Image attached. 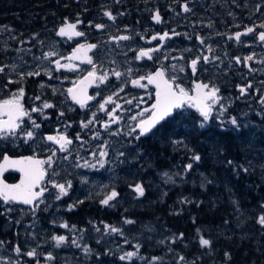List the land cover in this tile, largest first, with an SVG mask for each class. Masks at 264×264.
<instances>
[{
    "label": "rangeland",
    "instance_id": "1",
    "mask_svg": "<svg viewBox=\"0 0 264 264\" xmlns=\"http://www.w3.org/2000/svg\"><path fill=\"white\" fill-rule=\"evenodd\" d=\"M76 6L79 8L83 4V0H73ZM169 15L164 17V21L161 24L162 29H167L168 31H175L181 33L180 40V51L179 42H174L171 48H165L156 57L160 59H172V53L175 56L182 54L183 52H192L195 58H201L205 52L210 54L209 59L215 60L216 51L223 38L218 37L217 30L210 24L202 23L201 13L203 10V5L207 3V0H186L187 6L190 9L185 16H181L179 4L181 1L178 0H168ZM78 2V3H77ZM141 1H136L135 5L138 4L137 10L140 13H144L138 20V23L131 29L124 27L112 29L107 25V29L114 31L116 33L115 37L121 35H127L130 37L127 41L115 40L111 41L109 36L100 35L97 39L98 51L95 54L93 63L86 66V70L93 71L95 67L96 76H100L107 73V81L112 78V82L115 80L123 84L126 89H134L135 91H146L145 85L133 86L131 84V79L134 77L136 71L142 69V65L136 63L135 53L138 49L142 48L147 42V38L150 35L153 27L149 23L150 15L144 11L146 10L145 4L140 3ZM160 0L152 5L150 11L157 12L160 16L162 15V9L159 5ZM209 13L213 16L216 12L214 8H209ZM84 15V12L79 11L78 17L80 18ZM152 16L150 17V19ZM211 18L210 16L208 17ZM61 23L50 26L52 29H56ZM52 30L53 32L55 30ZM154 30V29H153ZM203 30L205 32H203ZM87 31L93 33V28ZM98 31V30H97ZM44 39L38 36L24 37V39L16 38L15 34L5 30L0 29V44H3V48L6 50H11L12 54L4 60V63L0 67L4 68L3 72H0V102L5 99H10L14 94H18L19 90L23 88L24 95L20 97V103L24 110L28 113L20 121V129H17L16 136H3L0 134V158L1 155L6 150L9 153H26L31 154L47 161L49 157L52 158V166L49 167L47 163L43 165V168L47 172L48 180V194L42 200V202L37 203L39 209L43 207L46 208L45 214L47 217H53L56 215L57 229L63 232L61 236H65V241L57 246L56 242L52 239L53 236H59L56 234L55 226H51V238L48 243H52L49 252H47L42 258H46L51 255L53 262L55 257L53 256L54 251H59L63 259L62 264H94L93 261L98 259V249L92 246L100 245L105 253V264H115L116 261L125 264H132L136 262L138 264H155L156 261H148L139 252L140 246L134 239L130 238L122 232V227L119 224H107L105 222H97L91 224L89 227L71 226L66 224L61 215L59 214L60 209L69 211L74 209V202L87 197L89 194H94L96 196H107V188L113 183L118 187L122 181L121 170L124 166H130L138 160L137 153L133 151H128L126 148H135L137 146L136 135L131 132V128L140 121L144 114H138L141 110V104H128L119 115V120L116 125L109 126L104 131L100 129L99 121H97L96 115H90L87 117H82L78 115L77 111L85 112V108H76L72 106L68 100V88L75 85L80 80V73L83 72L84 66L76 67L73 76H63L59 72L54 70L53 60L60 56L66 54L65 43L63 40H59L51 37L45 33V28L42 30ZM96 36V35H94ZM191 37V38H189ZM200 39H197V38ZM184 40H186V46L184 47ZM203 41L201 43L200 41ZM89 43H94L88 41ZM183 42V44H182ZM50 51H54L56 55L45 58L44 54ZM205 56V55H204ZM167 59V60H168ZM217 64H212L213 70L216 73V77L223 78L227 77L226 67L224 63L226 60H219ZM15 65V68H13ZM131 68L132 72L129 74L128 69ZM120 71L123 75L120 79H117L112 73L113 70ZM39 72V75H27L28 72ZM23 74V79L21 75ZM264 76L261 73V78ZM123 80V81H122ZM9 81H12L11 83ZM223 82V81H222ZM104 83H100L97 79L96 84L93 88L97 91L100 87H103ZM261 84H264V80L261 79ZM14 84L13 88L9 85ZM111 88V85H109ZM122 86L117 87V89L108 95L112 97V102L106 103V99L102 102L105 104V108L113 109L117 105L118 97L121 93ZM91 95L97 96L95 92L92 91ZM36 97L40 99L37 100ZM146 94L142 95L140 99H145ZM93 98V97H92ZM228 95L220 97V100L216 104V108L213 107L212 115L209 120L204 123V127H201L202 118L194 126L185 124L189 119H185L182 122L179 120H174L176 129L180 128L187 131L189 127L203 129L210 125H216L220 130L235 129L236 132L246 131L249 134V138L252 141H257L260 138H264L261 134V126L259 124L249 121L246 115L234 114L229 115V102ZM131 101V98H129ZM49 103L52 105L51 108L43 109V111L32 112L31 109L34 107L40 108L43 103ZM223 105L225 111L223 114L220 113V106ZM98 109L97 115L102 114L100 108ZM216 115L214 114V111ZM132 117H136L135 120ZM248 119H247V118ZM232 119L236 120V125L231 123ZM35 121L40 125L39 128H34L32 121ZM89 120L93 123L88 124V127H82V124H87ZM59 131H58V130ZM27 131H33L34 136L27 141L24 138V133ZM50 131L46 134H56V138L64 134H69L68 137L72 140L70 145H66L67 151H60L55 147H52L49 142L45 140V132ZM57 131V132H56ZM117 132V135H112L111 133ZM61 133V134H60ZM99 133L98 138H94L96 134ZM130 133V134H129ZM59 134V135H58ZM58 135V136H57ZM79 136V139H77ZM8 142V143H7ZM258 149L264 150L257 146L253 147V150L248 145L246 148L248 157L243 164L249 168H255L257 161L253 154ZM101 150L107 152L106 156H100ZM55 153V155H53ZM123 153V155H120ZM131 155V157H130ZM67 157V159H65ZM101 160H103V167H101ZM194 160V159H193ZM197 162V160H194ZM259 161L264 164V156L259 158ZM87 162V163H86ZM94 165V166H93ZM247 167H244L246 169ZM173 171V172H172ZM246 171V170H244ZM247 172V171H246ZM165 173L159 174V178L162 181H166L167 177L164 176ZM172 179L175 181L180 177L178 170H171L168 173ZM176 177V178H175ZM67 181H71V187L67 188V194L57 199L59 195L58 190L52 186L53 182L58 184H65ZM262 185H264V180H259ZM258 183V182H257ZM261 184H258L261 187ZM138 195V194H137ZM144 195V194H143ZM78 197V198H77ZM261 197L264 199V194L261 191ZM138 198H141L138 195ZM71 206V207H70ZM17 210L11 206V204L0 205V217H3L7 221L4 226L5 230H8L12 226L9 225L13 222L12 215L17 214ZM38 215V214H37ZM36 214H31L29 221L25 222L21 227H24V233L26 235H21L19 231L18 239L19 241H28L33 243L38 236L40 237L44 231V226L42 225L41 218H38ZM53 224V222H50ZM61 224H66L68 227H60ZM105 225L115 227L120 230V232L112 233L110 230L105 228ZM90 229L94 232L95 239L89 241V236L86 230ZM99 229V231H97ZM10 231V230H8ZM14 231H17L15 229ZM122 233V234H121ZM9 235V234H8ZM75 239L79 244V247L73 245L72 240ZM46 241H43V244ZM9 240H0V264H46L42 261L34 259L37 257L35 254L32 257L27 255L28 252H32L34 249L30 248L26 251L24 250L16 252V248H11L9 246ZM87 247L90 249L88 254H85L83 249ZM127 252H133L131 258L120 260V256L125 255Z\"/></svg>",
    "mask_w": 264,
    "mask_h": 264
},
{
    "label": "trees",
    "instance_id": "2",
    "mask_svg": "<svg viewBox=\"0 0 264 264\" xmlns=\"http://www.w3.org/2000/svg\"><path fill=\"white\" fill-rule=\"evenodd\" d=\"M70 3V0H0V29L15 34L16 38L44 39L45 28L53 39L54 28L50 26L63 24V19L72 15ZM11 54L0 44V65ZM187 118L185 124H196L193 117ZM173 121L161 125L147 138L138 139L135 148L126 146L128 151L137 153L138 160L122 168L118 187L111 183L106 189L107 196L117 192L114 199L105 205L102 201L107 196L79 197L74 209H60L61 218L77 228L100 221L117 223L124 234L139 244L140 254L150 262L155 260V264H264V227L257 222L264 215L261 197L264 185L259 181L264 180V164L259 161L264 150L253 151L255 168L243 164L248 158L247 146L252 150L254 146L264 149V138L252 141L246 131L220 130L216 125L206 129L189 127L184 131L176 129ZM194 155L200 160L195 162ZM189 163L192 168L186 171ZM171 170H178L180 177L175 181L160 180L159 174ZM137 184L144 190L141 198L133 190ZM39 207L35 211L13 207L18 212L12 215L14 223L9 224L10 231L5 230L7 221L0 217V240H9L11 248L23 252L30 246L37 254L34 259L46 264H62L59 251L53 250L54 262L42 258L52 245L48 241L51 226L56 227L57 220L56 215L47 217L45 207ZM31 214H38L44 231L33 243L19 241V231L26 235L20 226L29 221ZM127 220L133 223H126ZM54 230L59 236L63 234L57 227ZM86 232L88 240L93 241L94 232L88 228ZM201 237L210 241L209 246L200 245ZM91 244L98 249V259L93 263L105 264L103 249L99 244Z\"/></svg>",
    "mask_w": 264,
    "mask_h": 264
},
{
    "label": "flooded vegetation",
    "instance_id": "3",
    "mask_svg": "<svg viewBox=\"0 0 264 264\" xmlns=\"http://www.w3.org/2000/svg\"><path fill=\"white\" fill-rule=\"evenodd\" d=\"M70 1L71 3L69 4V7L72 9V15L65 17L63 19V24H60L59 26H57V28L64 25L65 21H68L69 23H78L76 30L84 33V35L78 39H72L70 41L64 42V49H66V54L53 60V66L56 72H59L63 76L71 77L74 75V71L78 66L66 60L70 48L74 44H95L98 47L100 45L97 43V39L100 38L101 34L104 36H109L111 41L116 40L114 39L116 38V33L114 31L108 30L107 25H109L112 29L118 28V24L119 28L124 27L127 29H131L132 27H134L138 23L141 15L144 14L140 13L137 10V6L139 3L135 5L136 1H141L140 3L145 4L146 7V10L141 11H146L150 15V17L152 16L151 19L149 17L148 21L154 30H151L150 35L146 40L147 42H145V45L142 48L138 49L137 52L141 50L149 51L151 49L158 50L149 51L151 59L148 60L145 59V57H141L138 60V53H135L136 63L144 64L142 65L141 70L135 72L134 77L131 79V84L133 79H139L141 76L147 77L150 74H154L155 70L160 68L161 70L165 71V79L171 80L173 77H175V80L173 82L185 88V90L188 91L192 96L196 95V93H194V87L196 83H206L209 84L210 87L214 85L219 89V97L228 95L227 100L230 105L229 115H246L248 118H250L249 121L257 119V121H259V125L261 126V134L264 135V84L260 83L261 79L264 80V76L261 78V73L264 74V42H261L258 39V34L264 31V28L259 27L261 24H264V0H207V3L203 5V10L200 15V21L202 23H207L209 21L210 24L215 28V30H217L216 32L218 34V37L223 38V41L220 42L216 54L214 55L216 57L215 60L209 59V62L205 63L203 60L204 55L208 57L210 56V54L207 55L206 52L201 60H198L195 74H193L192 71L191 61L197 58L194 57V54L192 52H183L182 54H178L175 56V59L173 53L171 55L172 59H168V57L163 60L160 59V57H156V55L160 54L165 48H171L174 42H179V51L181 48V33L168 31L167 29L160 30L161 24L164 21V17L169 15L168 7L166 6L169 4L168 0H160L159 2L160 9H162V15H159L160 22L156 25L152 23V19L153 15L157 14V12L153 13L154 11L150 10L152 9V5L154 6V3L157 2V0H83V4L79 8L76 6V3L73 0ZM184 5L187 6L186 0L181 1L179 4L178 9H180L181 16H185L187 14L183 11ZM210 7L216 10V12L213 13V16H211L209 13ZM79 11L84 12V15H82L80 18L78 17ZM105 11L110 12L111 15L115 17V19L109 20L108 17L104 16ZM209 16L211 17L210 19L208 18ZM96 25H104V28L98 30L95 27ZM247 27H253L254 32L242 35L240 41H237L235 39V34L238 32L244 33ZM91 28H93V33L87 31ZM203 32L205 31L203 30ZM164 33H168V36L164 39V41H161L159 37ZM153 36H156L157 39L153 40ZM229 37L232 38L230 39ZM88 41L95 42L89 43ZM183 45L184 47L186 46V40H184ZM97 47L91 56V59L93 60L95 58L96 52L99 50ZM248 56H252V59L246 61V57ZM237 58L240 59L241 63H236ZM220 59L226 60L224 66L226 67L227 77H225V79L221 77L217 78L216 73L212 67V64L215 65L219 63ZM57 60H59L61 65L59 69L56 68L55 64ZM173 65L176 66L175 70L173 69ZM83 68L84 70L82 73H80V78L85 75V72L87 73L89 71L85 69L87 67ZM181 68L183 69L182 71ZM249 69H251V71ZM145 80L146 79L140 80V85L146 86L145 92L135 91L134 89H126L123 84L119 83L116 80L115 83L112 81H107V85L104 83L103 87H100L97 91H94L92 88L89 92L90 98L93 97L92 101L83 105L86 107H84L85 112H81L79 110L77 111L78 115L87 117L95 113L97 121H99L100 124V129L104 131L106 129L105 124H107L108 127L117 124L119 120L118 113H120L125 107H127L128 104H141L142 107L138 114H144L142 116L143 118L141 119L144 120L150 114H152V105L156 101L155 85L148 84V82H145ZM110 84L111 88H109ZM249 85L251 86L249 87ZM119 86H122L123 89L117 100V105H119L120 107L113 108L115 109V111H113V109L105 108L102 111V114L97 115V108H100V104L104 103L102 101H104L106 97L114 92ZM240 88L245 89L244 94H241ZM92 91L98 95H91ZM144 94H146L145 99H140V97ZM129 98H131V103L127 102L129 101ZM78 107L81 108V106ZM213 107L216 108L217 106L214 105ZM109 112H112L113 116L118 117V120L116 122H113L110 119L108 115ZM216 112L217 111L215 110V115ZM187 115L193 117L196 123L200 121L201 117L196 109L184 105L183 107L174 110L172 116L166 119L165 122L160 124L159 127L155 129L158 130L161 125L167 123L170 120H179V122H182L187 119ZM137 123H139V121ZM155 129L149 135H151L155 131ZM48 132L50 131H46L45 134ZM132 133L135 134L136 137L138 136V130ZM49 135L56 138V134L54 132V134H46L45 140ZM64 136L66 138L70 137L67 133L64 134ZM148 136L140 138L145 139ZM51 146L60 150L53 144H51ZM5 153L10 154V156L26 155V153L12 154L9 152H4L3 154ZM13 175L15 176V179L12 182H15L17 180V175ZM10 176H12V173L6 174L5 179L6 181L8 180L7 182H10ZM48 179L49 178L47 176V173H45V177L40 183V187L39 189H37V191H40L42 187L45 189L46 193V191L48 190Z\"/></svg>",
    "mask_w": 264,
    "mask_h": 264
},
{
    "label": "snow or ice",
    "instance_id": "4",
    "mask_svg": "<svg viewBox=\"0 0 264 264\" xmlns=\"http://www.w3.org/2000/svg\"><path fill=\"white\" fill-rule=\"evenodd\" d=\"M190 9L184 5L183 11L188 12ZM104 16L108 17L109 20H114L115 17L111 15L110 12L105 11ZM153 19L156 22H160V16L159 14H154ZM98 30L103 29L104 25H96L95 26ZM259 27L264 28V24H261ZM254 28L253 27H247L244 33H236L235 39L237 41H240V38L242 35H246L248 33H253ZM58 36L64 37L68 36L71 38V36L80 37L83 36L84 33L76 30V24L69 23L68 21H65L64 26L59 29L57 32ZM168 36V33H164L162 36L159 37L160 40H163L165 37ZM230 39L232 37H229ZM114 39L121 40V41H127L130 39L127 35H122L119 37H116ZM153 40L157 39L156 36L152 37ZM197 39H200L199 37ZM258 39L261 42H264V31L260 32L258 34ZM203 43V41H200ZM97 45L95 44H88V45H80L77 49L74 50L72 56L68 57L69 60L79 58L78 54H83V56H87V52H90L92 49L96 48ZM158 49H151L149 51H157ZM149 51H139L137 55V59L139 60L141 57H148L151 59V56L149 55ZM56 55L54 51H50L44 54L45 58L51 57ZM252 56L246 57L247 60H251ZM199 58L194 59L191 61V67L193 74L196 72V65L198 63ZM203 60L205 63L209 62V57L204 56ZM245 61V62H246ZM83 62V60H82ZM87 63L92 64L93 61L91 58H87ZM236 63H241L240 59L237 58ZM56 68L59 69L61 67L59 60L55 62ZM67 67V66H65ZM175 65H173V69L175 70ZM13 68H15V65H13ZM183 69L181 68V71ZM251 71V69H249ZM4 68L0 67V72H3ZM128 73L130 74L132 72V69L129 68ZM40 73L37 72H28L27 75H39ZM117 79H120L122 77V73L118 70H113L112 73ZM108 78L107 73H104L100 76H96L95 74V67L93 71H90L88 73V76L85 78L89 83L93 82L94 80H99L100 83H104L105 80ZM21 79H23V74L21 75ZM147 79L148 84L155 85L156 88V101L152 105V114L151 116L146 120H141L139 123H137L134 127L131 128V132H135L138 130V136L136 137L139 139L141 136L146 135L149 133L160 121L164 120L166 117L171 116L174 109H179L183 107L184 105H187L190 108H195L196 111L199 113L200 117L202 118L201 127H204V123H206L210 116L212 115L213 106L218 103L220 100V97L218 96L219 89L217 87L209 86V84L206 83H196L194 87V91L196 93L195 96H192L189 94L188 91L185 90V88L181 87L179 84H175L173 81L175 80V77L170 79H165V71L164 70H157L154 74H150L147 77L141 76L139 79H133L132 84L134 86L140 85V80ZM10 83L12 81H9ZM81 84L84 83V81L80 82ZM251 85H249L250 87ZM206 90V91H205ZM69 95L72 96V99L81 105L83 107L82 100L80 96L83 94L84 89L81 88L79 90V94L76 89L69 88L68 90ZM123 91V89H121ZM241 94H244L245 89L240 88ZM24 91L23 88H21L18 92V94H14L12 98L5 99L0 103V116H7V120H0V134L3 136H16L17 135V129H20V121L21 119L28 115V113L24 110L23 106L20 103V97H23ZM89 97H84V99H87ZM37 100H39V97H36ZM112 102V97L109 96L108 99L105 101L106 103ZM128 103H131V101H127ZM105 104H100V109H105ZM52 105L45 102L43 103L42 107L37 108L34 107L31 109L32 112L37 111H43V109L51 108ZM119 105H116V108H119ZM115 111V109H113ZM225 111V108L223 105L220 106V113L223 114ZM110 119L113 122H116L118 120V117L113 116L112 112L108 113ZM95 116V113L93 114ZM133 120L136 119V117H132ZM93 123L92 120H89L87 124H82V127L86 128L88 127V124ZM231 123L233 125H236V120L232 119ZM34 128H39L40 125L37 124L34 120L32 121ZM105 127L107 128L108 125L105 124ZM112 135H117V132L111 133ZM130 134V133H129ZM34 136L33 131H27L24 133V138L27 141L28 139H31ZM99 133L96 134L94 138H98ZM47 139L49 141H53L54 143L59 144L60 151H67L66 145H70L72 143V140L66 138L65 136L61 135L59 138H55L53 136H48ZM77 139H79V136H77ZM55 155V153H53ZM107 152L101 150L100 156H106ZM120 155H123V153H120ZM194 160L199 161L200 157L198 155H194L192 157ZM67 159V157H65ZM5 164L0 165V170H2L7 164H12L16 166L17 170L21 173V181L19 184L15 185H8L4 184L2 181H0V200H3L5 204L16 202V203H23L25 205H32L34 201H36L40 196L43 195V192L45 191L44 188L41 187V190L39 192L33 191V189L40 187V182L45 177V169H43L42 165L47 163L49 167L52 166V158L49 157L47 161H40L36 160L32 157L26 158L24 160H18V161H9L8 157H4ZM87 163V162H86ZM231 163V162H230ZM101 167H103V160L100 162ZM94 166V165H93ZM192 168V164L189 163L186 166V171ZM165 177L170 181L172 177L168 174H164ZM52 186L58 190L59 195H57V199H60L61 196L67 194V188L71 187V181H67L65 184H58L56 182L52 183ZM137 192L138 195L142 196L144 194V190L141 185L137 184L135 188L133 189ZM117 196L116 191H112L110 195H108L102 203L107 205L109 201L114 199ZM42 202V201H41ZM38 207V205H36ZM71 207V206H70ZM33 211H35V207L33 208ZM262 227H264V215H261L257 221ZM126 223H133L131 220H127ZM60 227L66 228L68 227L66 224H61ZM105 228L110 230L112 233L120 232L119 229L115 227H111L109 229L108 225H105ZM99 231V229H97ZM122 234V233H121ZM52 239L56 242L57 246H60L66 239L65 236H53ZM73 245L79 247V244L75 239L72 240ZM200 245L202 247L209 246L210 241L207 239H204L203 237L200 238L199 241ZM20 249L16 248V252L19 253ZM85 254H88L90 252V249L85 247L83 249ZM27 255L29 257H32L35 255V250L32 252H28ZM135 253L133 252H127L125 255L120 256V260H125L128 258H131ZM53 257L51 255H48L46 259H52ZM183 259V257H181Z\"/></svg>",
    "mask_w": 264,
    "mask_h": 264
},
{
    "label": "water",
    "instance_id": "5",
    "mask_svg": "<svg viewBox=\"0 0 264 264\" xmlns=\"http://www.w3.org/2000/svg\"><path fill=\"white\" fill-rule=\"evenodd\" d=\"M152 23H153L154 25H156V24H158L159 22H156L154 19H152ZM73 24H76V28H77L78 23H73ZM63 26H64V25H62L61 27H63ZM61 27L57 28L56 33H55V36H56L58 39H64V40H66V41H70V40H72V39H78V38L81 37V36H80V37H76V36H74V35L71 36V38L68 37V36H64V37L58 36V35H57V32L59 31V29H60ZM165 38H166V37H165ZM165 38H164V39H165ZM164 39L161 40V41H164ZM80 45H88V44H81V43H79V44L74 45V46L72 47V49L69 51V54L67 55L66 60H68V61H70V62H72V63H75V64L85 65V64H88V63L86 62V60H87V58H90V54L94 51L95 48L92 49L90 52H87V56H86V57L83 56V54H78L79 58L72 59V60H69V59H68V57L72 56L74 50L77 49ZM82 60H83V62H82ZM157 70H161V69H157ZM157 70H155V72H156ZM155 72H154V73H155ZM87 76H88V74H86L85 76H83V77H82V78H81V79H80V80H79V81H78L73 87H70V88H74V89H76L77 92H78V94H79V90H80L81 88L84 89L83 94L80 96L83 105H85L86 103L90 102L91 98L89 97V92H90L91 88L93 87V85H94V83H95V81H96V80H94L93 82L89 83L87 80H85V78H86ZM81 81H84V83L81 84V83H80ZM146 82H148L147 79H146ZM194 93H195V91H194ZM85 96H86V97H89V98L84 99ZM68 98H69V100H70V102H71L72 105H75V106H81L79 103H76V102L72 99V96L69 95V93H68ZM0 103H2V102H0ZM174 110H176V109H174ZM174 110H173V112H174ZM172 114H173V113H172ZM150 116H151V114H150L147 118H145L144 120L148 119ZM171 116H172V115H171ZM171 116H168V117H166L164 120L160 121V122H159V123H158V124H157V125H156V126L150 131V132H149V133H147L146 135L141 136V137H146V136H148V135H149V134H150V133L156 128V127H158L160 124H162L163 122H165V120L168 119V118L171 117ZM7 119H8L7 116H0V120H7ZM49 136H51V135H49ZM47 137H48V136H47ZM47 137H46V140H47L48 142H50L51 144H53V145H55V146H57V147L59 148V144H58V143H54L53 141H49V140L47 139ZM5 156L8 157V160H9V161L24 160V159L29 158V157H32V158H34V159H36V160H40V161H42V159H40V158H36V157H33V156H30V155H25V156H10L9 154L5 153V154H3V156H2V158H1V160H0V165H4V164H5V161H4V157H5ZM8 173H12V174L17 175V180H16L15 182H7V181L5 180V176H6V174H8ZM0 181H2L4 184H8V185L19 184L20 181H21V173H20V171L17 170L16 166H14V165H12V164L9 163V164H7L2 170H0ZM41 182H42V181H41ZM41 182H40V183H41ZM37 189H39V187L33 189V191L39 192V191H37ZM43 194H44V192H43ZM42 196H43V195H42ZM42 196H40L36 201H34L32 205H25V204H23V203H16V202H12V203H14L15 205H18V206H20V207H22V208H28V209L33 210L35 202H37L38 200H40V199L42 198Z\"/></svg>",
    "mask_w": 264,
    "mask_h": 264
},
{
    "label": "bare ground",
    "instance_id": "6",
    "mask_svg": "<svg viewBox=\"0 0 264 264\" xmlns=\"http://www.w3.org/2000/svg\"><path fill=\"white\" fill-rule=\"evenodd\" d=\"M78 3V2H77ZM82 5H80V7H81Z\"/></svg>",
    "mask_w": 264,
    "mask_h": 264
}]
</instances>
